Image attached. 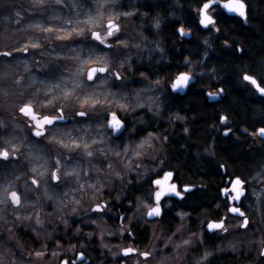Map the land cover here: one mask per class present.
Segmentation results:
<instances>
[{
    "label": "rangeland",
    "instance_id": "rangeland-1",
    "mask_svg": "<svg viewBox=\"0 0 264 264\" xmlns=\"http://www.w3.org/2000/svg\"><path fill=\"white\" fill-rule=\"evenodd\" d=\"M145 2L152 5L158 0H42L40 4L36 0H0V52L12 51L11 57L0 56L1 103L17 107L20 103H31L35 112L48 115H55L57 109H62L68 120L35 141L29 136L30 132L27 133L25 123L13 119L9 124L11 131L0 140V148H7L10 152L13 145L16 146L18 159L9 162L13 166H40V171L31 173V169L27 172L40 179L39 193L33 191L31 184L24 182L19 185L12 181L6 187L9 191L22 192L23 205L27 204L29 210L41 213L50 205L63 215L71 213L76 220L85 223L91 216V208L99 204L103 192L118 198L117 194L125 182L124 171L129 175L139 166L143 177L167 166L163 150L165 138L158 134H148L140 140L134 138V131L144 126L145 116L149 118L146 122L159 117L169 84L164 79L152 81L139 76L136 87L128 86L127 74L134 63L156 65L163 56L160 43L162 22L150 10L142 9ZM250 9L253 14L255 6L251 4ZM167 13L170 18H179L174 0H170ZM137 14L139 21L136 22ZM109 19L119 26V30L109 39L110 48L103 50L93 42L91 32L97 31L104 36ZM58 36L69 38L57 39ZM31 44L38 47L32 48ZM25 45H29L27 52L14 51ZM101 56L105 60H100ZM93 66L107 67L108 72L89 83L85 74ZM117 73L119 80L116 79ZM188 73L206 82L210 80L203 76L204 71L195 73L189 70ZM101 79L107 82L101 83ZM65 92L69 93L67 97ZM87 97L90 98L85 102ZM92 100L100 103L93 105ZM43 104L48 106L42 109ZM80 111L87 115L77 116ZM111 112L127 119L131 126L121 142L113 139L106 128V119ZM89 151L91 156L86 154ZM37 155L42 159L35 160ZM53 170L60 177L56 183L51 180ZM40 172L44 173L43 178ZM263 174L264 166H260L249 182V197L253 199L247 204L254 219L249 220L244 230L234 232L231 241L222 237L225 246L218 248L220 252L237 251L243 243L254 260L263 257L260 250L264 248V226L259 214L260 207L263 210L260 200L264 195ZM7 175L11 172L7 171ZM1 176L0 188L4 184ZM149 206L150 201L145 198L136 203V208L141 211ZM183 217H179L173 234L175 239H179L174 241L179 248L185 241ZM239 227L237 220L236 229ZM157 235L165 239L161 232ZM200 237L199 232L191 233L189 241L201 242ZM166 240L167 243L172 242L171 238ZM205 254L207 257L210 255L203 248L200 259H204ZM174 258L183 260L184 257Z\"/></svg>",
    "mask_w": 264,
    "mask_h": 264
},
{
    "label": "flooded vegetation",
    "instance_id": "flooded-vegetation-1",
    "mask_svg": "<svg viewBox=\"0 0 264 264\" xmlns=\"http://www.w3.org/2000/svg\"><path fill=\"white\" fill-rule=\"evenodd\" d=\"M169 3L170 0H158V2L152 5L145 2L142 9L150 10L152 14H155V16L161 20V36H163L162 33L166 30L163 31L162 28L168 27L171 23H174V25H176L175 31L177 41L185 44V46H188V43H197L198 47H200V45L202 46L204 39L211 37L205 33L216 30V23L214 26H209V28L200 26L197 8L194 10L195 26L194 28H189L187 13H182L179 0H174V9H177L180 13L179 18L176 19L168 17L169 13L167 12ZM147 13H149V11H147ZM219 13L224 14L221 8H216L214 15L215 21V17ZM155 16L153 15V17ZM134 19L136 22L139 21L138 14L135 15ZM148 19L151 20L150 17ZM244 24H246V22ZM180 28H183L184 33L190 34V36H181L178 31ZM111 38L112 37H108L106 39V44L109 46L111 45L109 42ZM93 42L101 46L103 50H108L110 48L99 44L97 41ZM197 63L199 64L195 66L197 67L195 71L193 68L194 63H191L186 57L182 70L178 71L171 79L157 74L154 75L152 81L159 78L167 80L169 84L167 92L165 93V98L162 99L164 108L161 110L159 117L151 122H154L155 128L159 127V125L161 127L164 126V137L166 139L171 138L172 135L176 136L177 139H181V141L178 140V143L180 142L181 152L186 153L187 161L189 148L194 145L196 147L203 143L200 138L195 139L193 145V138L190 140L187 137V140H184V136L188 133V101L199 94L204 97L206 102L212 106L214 115L219 114V119L209 128L211 141L210 145L207 147L208 149L205 150L202 148L203 151H197L196 155L193 153V156L203 162V164L197 163L196 166H208L209 170L213 173H216L220 168V172L217 173L220 175L221 179L219 183L221 184L215 189L217 195L213 194V190L207 189L201 184L202 181L199 178H201V173H205V168L201 170L199 174L200 177L197 178L198 180H192L189 179V175L185 173L183 166V171H180V166H176V164L172 162V158L169 159V162H166L167 166H162L158 172L149 174L148 176H141L142 172L139 166L133 169H137V171L129 175L124 171L123 179L125 182L122 183L121 190L117 194L118 198L115 199L114 196H107V193L103 192L102 198L98 204L100 209L94 210L93 208L97 205L93 206L91 208V216L87 218L85 223L76 220L71 213H65L63 215L61 211L58 212L54 206L51 208L50 205L46 211L41 213L37 210H35L37 212L29 210L26 207L27 204L23 205L25 202L22 192H20L18 193L21 196V203L19 205L14 206L10 200L7 203H0V264H61V261H68V264H71L72 261H76V264H161V262H163V264H264V256L254 260L253 256L244 249L243 243L239 246L237 251L220 252L218 250L220 247L224 248V240L228 239L231 241V236L234 232L245 229L242 227L236 229L237 220L241 224L244 217L231 214V212L228 211L229 207H239L241 211L244 212L248 221L254 219L248 211L249 205L247 204L248 202H252L251 199H253L249 197V182L254 177L259 167L264 166V138L257 137L253 135V133L256 129L264 127V113L261 116V123L250 128L241 126V124L238 123L236 125V121L218 112L222 109L221 101L224 98L225 92L224 90L222 92L220 91L222 89L220 86H203L198 84L199 78L194 74L188 73L189 70L195 73L203 71V60ZM190 66L192 67L191 69ZM156 70L157 69H155L154 72ZM181 72L188 73L196 79V82L187 88L184 95L174 94L170 90L172 81ZM242 83L240 88L243 93L245 91L247 97L254 99V102H258L256 104L264 106V98L255 91L252 85L243 81V79ZM209 93H213V97L209 96ZM23 105L22 103H20L18 107L16 105H5L2 104L0 100V140H3L4 137L7 136L9 130L11 131L9 124L12 123L13 119L25 123L24 125L28 129L27 133L30 132L28 133L29 136L35 141L44 138L50 129L68 122L64 117L66 122H55L53 126H46L45 135L36 138L32 135V128L30 127V125L34 126L33 122L19 114L18 109ZM178 108H181V110H178ZM168 109L171 113L161 118ZM184 110L186 113H184ZM36 114L39 113L36 112ZM55 115L59 116L58 111ZM221 116L226 117L224 122H221ZM121 120L125 124V131L115 139L120 142L125 138V135L131 127L127 119L121 118ZM250 120H253L252 117L248 118L247 122H250ZM159 122H161V124H159ZM178 129H181V133L184 132L186 134L184 136L180 134L177 136L176 132ZM237 130L242 135H237ZM220 138L222 139L220 140ZM234 142H239V144L242 145L245 151L242 154L247 155L248 153L249 155L247 156L250 157L255 154L256 158L260 157V162L258 161V163H255L253 161L254 163L251 162L250 165L253 166L252 169L237 172L220 164L218 159H216L218 149L235 150ZM219 144H221V146H219ZM214 149L216 150L215 153H213ZM216 166H218L217 169ZM33 167H35L37 171H40V166H13V164L7 163L5 169L4 165H0L1 180L4 182L3 186L0 188V194H2V190L12 181L19 183V185L23 182L32 185L31 180L35 177L32 174H27V172ZM7 171H10L11 175H7ZM164 172L173 173L170 178V184H175L177 186V191H179L181 195L176 196L171 193L172 195L170 194L163 197L159 202L160 215L153 219H147L149 208L157 204L154 198L157 186L154 185L153 181L161 178ZM236 177H240L244 180V194L238 201H228L226 197L221 194V190L229 186V181ZM262 178V186L264 188V174ZM36 179L40 181L39 178ZM56 182L57 181L54 183ZM39 186L40 182L38 185H32L33 191L39 193ZM186 187L188 191H185ZM34 194L36 196L38 195L36 193ZM142 198L150 201V206L144 211L136 208L137 201ZM0 199H3V195H0ZM260 200L263 204V210L260 207L261 210L259 209V214H261L260 219L264 226V195H261ZM203 201L206 202L205 207L196 203ZM180 216H184L183 218H185L186 232L184 239L189 242L187 244L182 243L181 248L177 247L175 244L176 242H174L179 239H175L173 236L179 223ZM37 220H39V223H37ZM210 221H223L224 228L214 229L212 232H209L206 226ZM157 226L159 230L156 229ZM160 232L165 239L158 237L157 234ZM196 232L201 234V242H190L189 235ZM222 237L225 239L221 240ZM168 238H171V243H167L166 239ZM191 245H193L192 249L190 248ZM127 248L137 249V252L129 253L126 256L123 250ZM203 248L210 253L207 259H200ZM143 251H150L152 255L145 259L138 255V252ZM37 252H42L43 255L37 257L35 255ZM80 253H83V256L78 260L77 256ZM179 255L184 257L183 260L181 258H174L179 257Z\"/></svg>",
    "mask_w": 264,
    "mask_h": 264
},
{
    "label": "trees",
    "instance_id": "trees-1",
    "mask_svg": "<svg viewBox=\"0 0 264 264\" xmlns=\"http://www.w3.org/2000/svg\"><path fill=\"white\" fill-rule=\"evenodd\" d=\"M243 1L248 8L246 24L237 17L229 18L219 13L215 17L216 30L205 33L211 37L205 38L200 47L197 46V43H188V46H185V44L177 41L176 25L174 23L162 28L163 31L166 30L162 33L163 36H161L160 43L163 56H161L160 62L150 66L149 63L145 62L141 64L134 63L131 71L127 74L130 81L128 86L136 87V81H138L139 76L152 80L154 75L157 74L171 79L178 71L182 70L186 57L191 63H194V66H197L199 64L197 62L203 60V71L205 72L203 76H207L210 80L206 82L205 79L201 78L198 79V84L203 86H220L225 92L224 98L221 101L222 109L218 112L236 121V125L238 123L241 126L253 128L260 124L261 116L264 113V106L256 104L258 102H254V99L247 97L245 91L243 93L240 86L243 84L242 76L245 72L262 76L264 71V0ZM200 3H202V0H179L182 13H187L189 28H194L195 26L194 10L200 6ZM251 4L255 6L253 14L250 13ZM194 68L197 69V67ZM155 69L157 70L154 72ZM188 102V133L184 136L186 133H181V129H178L176 135H183L184 140H187V137L190 140L193 138L192 145L197 138H200L203 143L189 148L187 161L186 153L181 152L180 142L178 143V140L181 141V139H177L173 135L171 138L166 139L164 137V126L161 127L159 125V127L155 128L154 122H146L149 120L148 116H145L144 126L136 129L134 138L140 140L148 134H161L162 139H166L163 145L166 162H169V159L172 158V162L176 166H180V171L184 169L185 173L189 175V179L192 180H198L197 178L200 177L201 170L205 168V173H201V178H199L202 181L201 184L207 189L213 190V194L217 195L215 189L221 184L219 183L221 178L218 174L220 168L217 170L218 173H213L209 170L208 166H196L197 163L203 164V162L194 157L193 153L196 155L197 151H203L202 148L208 149L207 147L211 141L209 128L218 121L219 114L214 115L212 106L206 102L201 94L191 98ZM178 110H181V108H178ZM168 113H171L169 109L167 112H164L161 118L165 117ZM184 113H186L185 110ZM250 117L253 120L247 122V119ZM237 135L242 134L237 130ZM233 144L235 150L218 149L217 156L215 154L218 162L236 172L252 169L253 166H250L251 162L258 163L260 157L256 158L255 154L252 157L247 156L249 155L248 153L247 155L242 154L245 152L242 145L239 142H234ZM215 151L214 149L213 153ZM196 203H199L200 206H206L205 201Z\"/></svg>",
    "mask_w": 264,
    "mask_h": 264
},
{
    "label": "snow or ice",
    "instance_id": "snow-or-ice-1",
    "mask_svg": "<svg viewBox=\"0 0 264 264\" xmlns=\"http://www.w3.org/2000/svg\"><path fill=\"white\" fill-rule=\"evenodd\" d=\"M42 0H36L37 4H40ZM103 7V5H101ZM216 8H222L227 10L228 13H235L239 17L247 19L246 16V5L243 2V0H227V2L221 4L220 0H202V3H200V6L197 9V14L199 17V24L205 28H209V26H214L216 21L214 19L215 10ZM211 12V14H210ZM91 19V18H90ZM158 26V22H157ZM37 28H39V25H36ZM107 31L104 36L101 35L100 32L92 31L91 36L93 40L98 41L99 44L105 45L106 47H110L106 44V39L108 37H112L116 31H118V25L112 22L111 19L108 20L107 25L105 26ZM44 31H51V29H44ZM182 35L184 34V29L180 28L178 30ZM79 34V33H78ZM69 36H58L57 39H68ZM32 48L38 47L37 44H31ZM29 45H25L23 48L20 49H14V51L18 52H27ZM239 51V49H237ZM0 56L2 57H11L12 51H4L0 52ZM100 60H105V57L101 56L99 57ZM106 62V61H105ZM108 72L107 67H91L87 70V80L93 81L94 78L97 77V74H104ZM116 79L119 80L120 76L117 73ZM190 75L188 73L181 72L175 79V81L172 83L171 87L173 90L182 89L189 81ZM243 81L247 82L248 84L252 85L255 88V91L259 93L261 96H264V75L262 76H256L253 74H249L245 72L242 76ZM19 81H17L18 83ZM107 81L105 79H101V83H106ZM58 87V85H57ZM221 92L223 89L220 90ZM69 95L68 92H65V96L67 97ZM209 96L214 95L213 93H209ZM90 97H87L89 99ZM51 101H48V104H50ZM97 103H100L98 100H92V104L95 105ZM48 104H43L41 107L46 108ZM18 111L23 114L24 116L28 117L31 121L34 122V126L30 125L32 128V134L35 137H43L46 132V126H53L54 123L58 120H63V115H48L43 114L38 116L35 112V109L33 107V104L26 103L23 106L19 107ZM56 111H62V109H57ZM76 115L84 117L87 115L85 111L77 112ZM110 119H108V126L113 131H118L122 127V121L120 118H118V115L115 112L109 113ZM221 122H224L226 120V117L221 116L220 117ZM187 131V130H186ZM227 134V133H226ZM253 135L264 138V127H260L256 129V131L253 133ZM75 143V142H74ZM88 146L85 145V148ZM17 151L16 146L13 145V150L10 152L7 148H0V165H4L5 169L7 166V163L14 162L18 159V157L15 155V152ZM87 155L91 156V152H87ZM35 160L42 159L41 156L37 155L34 157ZM57 164H59V161H57ZM223 167V166H221ZM32 171L35 172L37 169L35 167L32 168ZM68 174V173H66ZM40 177L43 178L44 173H39ZM159 175V174H157ZM172 172H164L163 176L159 179H155L153 183L157 186V191L155 192V199L157 201V204L155 207L149 208L147 215L148 216H158L160 215V206L159 202L162 196L166 195L167 193H173L176 196H180L181 193L177 191V186L175 184H169L168 180L172 177ZM60 177L58 176L56 171H53L51 173V180L52 181H59ZM39 180L36 178H33L31 180L32 185H38ZM244 180H242L240 177H236L229 181V186L223 188L221 190V194L226 197L228 201H238L240 200V197L244 194ZM28 185H25V188H27ZM185 191H188V188H185ZM3 199H0V203H7L9 200L13 205H19L21 203V196L18 194L17 191H9L7 188L2 190ZM100 206L97 205L96 210H99ZM229 212L239 214L241 217H244L243 222L240 224V227L246 228L248 226V219L245 217L244 212L241 211L239 207H229ZM37 223H39V220H37ZM224 228L223 221L221 222H208V229L211 231L213 229H222ZM226 230V229H225ZM185 244L189 243L188 241H184ZM124 255H128L129 253L137 252V249L134 248H127L124 249ZM55 254V253H54ZM37 257H40L43 255L42 252H37L35 254ZM138 255L141 257H144L147 259L152 255L150 251H143L138 252ZM207 255L205 254L204 259H207ZM260 255L264 256V248H261ZM83 256V253H80L77 256V259H81ZM61 264H68V261H61ZM71 264H76V261H72ZM163 264V262H161Z\"/></svg>",
    "mask_w": 264,
    "mask_h": 264
},
{
    "label": "water",
    "instance_id": "water-1",
    "mask_svg": "<svg viewBox=\"0 0 264 264\" xmlns=\"http://www.w3.org/2000/svg\"><path fill=\"white\" fill-rule=\"evenodd\" d=\"M225 2H227V0H224V1H220V3L221 4H223V3H225ZM244 2V1H243ZM246 5V4H245ZM222 9V8H221ZM222 11H223V13L225 14V15H227V16H229V17H237V18H239L240 20H242L243 22H246V20L244 19V18H242V17H239L238 15H236L235 13H228L227 12V10H225V9H222ZM246 16H247V7H246ZM106 25H107V23H106ZM201 26V25H200ZM203 27V26H202ZM180 35L181 36H183V37H188V36H190V34H187V33H184L183 35L180 33ZM91 39L93 40V38H92V36H91ZM93 41H95V40H93ZM98 42V41H97ZM93 67H99V66H93ZM106 73H104V74H97V77H99V76H104ZM179 75V74H178ZM177 75V76H178ZM176 76V77H177ZM96 77V78H97ZM176 77H175V79H176ZM96 78H94V80L93 81H88L87 80V71H86V74H85V79H86V81L87 82H89V83H92V82H94L95 80H96ZM175 79L172 81V83L175 81ZM196 82V79H195V77H193V76H191L190 75V79H189V81H188V83L182 88V89H177V90H173L172 89V87H171V85H170V90H171V92L172 93H174V94H179V95H184V93L186 92V90H187V88L189 87V86H191L192 84H194ZM253 87V86H252ZM254 88V87H253ZM255 89V88H254ZM259 94V93H258ZM260 95V94H259ZM261 96V95H260ZM213 97V96H212ZM261 97H263L264 98V96H261ZM20 113V112H19ZM21 114V113H20ZM22 116H24L23 114H21ZM38 116H40L39 114H37ZM58 115H62V112L61 111H58ZM78 116V115H77ZM24 117H26V116H24ZM79 117H81V116H79ZM28 120H30L28 117H26ZM118 118H120L119 116H118ZM108 119H110V115L108 114V117H107V119H106V128H107V130L110 132V134H111V137L112 138H114V139H117L120 135H122L123 133H124V131H125V124H124V122L122 121V127L118 130V131H113L109 126H108ZM121 119V118H120ZM31 121V120H30ZM33 122V121H32ZM64 122H66V120L65 119H63V120H58V121H56V123H64ZM33 125H34V122H33ZM33 135V134H32ZM34 136V135H33ZM35 137V136H34ZM36 138H39V137H36ZM168 183L170 184V179L168 180ZM155 185V184H154ZM156 186V185H155ZM158 190V189H157ZM171 193H167L166 195H164V196H162L161 197V199L163 198V197H165V196H167V195H170ZM172 195V194H171ZM154 198H155V194H154ZM160 199V200H161ZM155 202L157 203V201H156V199H155ZM14 206H17V205H14ZM155 207V206H154ZM96 208H97V206L96 207H94L93 209L94 210H96ZM231 214H233V215H236V216H240L239 214H236V213H232L231 212ZM159 216V215H158ZM158 216H156V215H154V216H148L147 215V219H153V218H156V217H158ZM206 229L209 231V232H212L213 230H209L208 229V225L206 226Z\"/></svg>",
    "mask_w": 264,
    "mask_h": 264
},
{
    "label": "bare ground",
    "instance_id": "bare-ground-1",
    "mask_svg": "<svg viewBox=\"0 0 264 264\" xmlns=\"http://www.w3.org/2000/svg\"><path fill=\"white\" fill-rule=\"evenodd\" d=\"M20 114V113H19Z\"/></svg>",
    "mask_w": 264,
    "mask_h": 264
}]
</instances>
